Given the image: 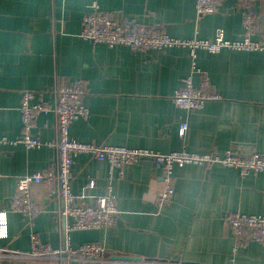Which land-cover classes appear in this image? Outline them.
<instances>
[{"label": "crops", "instance_id": "1", "mask_svg": "<svg viewBox=\"0 0 264 264\" xmlns=\"http://www.w3.org/2000/svg\"><path fill=\"white\" fill-rule=\"evenodd\" d=\"M195 0H0V136L20 139V94L47 97L53 82L84 80L88 119H77L70 136L83 143L145 148L160 153L186 150L222 155L257 152L264 157V51H197L199 72L207 74L219 99L189 112L172 103L190 73L186 48L134 52L109 48L78 37L86 6L156 27L168 36L213 40L222 30L227 40L243 35L246 10L253 11V41L264 34V0H221L216 12L198 15ZM201 73V74H202ZM200 74L193 77L196 84ZM187 130L179 135V124ZM31 135L42 142L56 138L53 115L36 116ZM50 147L26 149L21 143L0 150V264H57L20 257L30 250V236L52 248L61 245L53 210L60 203L44 185L32 188L41 213L32 221L12 211L19 177L49 170ZM171 202L157 212L162 188L152 163L127 167L121 175L89 155L75 157L70 186L74 194L115 196L119 215L106 230L71 233L69 247L99 243L106 264H264V246L249 242L235 249L226 225L232 213L264 215V172L241 177L217 164L173 169ZM94 188L83 190L88 182ZM118 257L135 258L120 260Z\"/></svg>", "mask_w": 264, "mask_h": 264}, {"label": "built area", "instance_id": "2", "mask_svg": "<svg viewBox=\"0 0 264 264\" xmlns=\"http://www.w3.org/2000/svg\"><path fill=\"white\" fill-rule=\"evenodd\" d=\"M246 2L262 0H243ZM221 0H195L198 15L216 12ZM250 8L246 10L242 21L243 35L239 40H227L222 30H217L213 40H183L167 35L163 30L141 22L126 19L119 14L102 11L96 2L86 6L81 18L78 37L84 41L103 44L109 48L127 47L136 52L160 51L171 48H186L191 59L190 73L182 80V85L172 96L175 107L189 112L199 111L206 102L215 101L219 96L211 90L207 74L199 72L194 60L197 51L217 54L223 49L256 52L264 51V34L261 40L253 41L251 34L255 30V19ZM202 73V74H201ZM200 74L198 82L193 77ZM87 84L84 80L71 82L54 81L45 95L32 91H22L19 102V115L22 127L20 139L0 136V150L21 143L26 149L50 147L55 151V164L52 169L27 174L17 179L12 198V211L30 222L41 213L32 199V188L44 185L49 195L60 203L53 210V215L61 235V245L52 248L41 243L35 235L30 236V250L20 253V257L33 260H50L57 264H106L104 250L99 243H85L76 249L69 247L71 233L112 228L119 215L115 196L108 186L104 195L94 196L89 203L85 192L76 195L70 186L71 169L76 156L89 155L104 162L109 170H118L122 175L127 167H134L143 162H150L160 171L163 186L155 195L157 212L171 202L174 192L173 169L184 165L211 166L214 164L233 168L241 177L264 172V157L257 152L240 154L233 149L222 155L216 153L188 152L186 150L160 153L145 148H127L121 146L83 143L70 136L69 128L77 119H88L89 111L84 104ZM52 114L56 138L53 142H42L31 135V128L36 116ZM187 130L185 123L179 124V135ZM94 188L90 181L83 190ZM235 249L249 242L264 246V215H246L232 213L226 217Z\"/></svg>", "mask_w": 264, "mask_h": 264}, {"label": "water", "instance_id": "3", "mask_svg": "<svg viewBox=\"0 0 264 264\" xmlns=\"http://www.w3.org/2000/svg\"><path fill=\"white\" fill-rule=\"evenodd\" d=\"M117 259H120V260H135V258H127V257H118Z\"/></svg>", "mask_w": 264, "mask_h": 264}]
</instances>
